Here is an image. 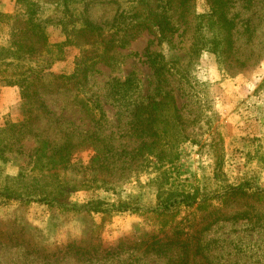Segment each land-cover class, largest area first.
<instances>
[{
	"label": "rangeland",
	"instance_id": "rangeland-1",
	"mask_svg": "<svg viewBox=\"0 0 264 264\" xmlns=\"http://www.w3.org/2000/svg\"><path fill=\"white\" fill-rule=\"evenodd\" d=\"M137 3L144 0H0V47L12 52L28 10L37 12L50 44L71 28L88 29L69 35L64 49L48 43L64 59L62 70L52 69L51 53L37 59L40 47L29 35L18 43L36 45L33 55L28 48L21 58L0 55L10 63L0 89L21 85L18 102L4 107L0 99V192L12 194L0 195V264H264V1L257 37L238 34L236 55L255 51L246 63L206 50L195 25L209 12L208 0H190L167 38L136 32L114 59L94 67L91 111L75 89L56 93L52 75L76 71L81 49L74 42L94 50L90 34L97 27L107 38L116 33ZM178 24L185 31L177 39ZM155 61L169 70L158 76ZM36 72L47 76L44 82L27 77ZM23 91L36 96L24 103ZM163 92L179 107L185 137L141 154L148 128L134 119L135 107ZM64 115L80 118V126ZM83 123L96 132L92 144L80 141ZM76 136L81 143L68 160L48 158ZM113 203L131 209L89 210Z\"/></svg>",
	"mask_w": 264,
	"mask_h": 264
},
{
	"label": "trees",
	"instance_id": "trees-1",
	"mask_svg": "<svg viewBox=\"0 0 264 264\" xmlns=\"http://www.w3.org/2000/svg\"><path fill=\"white\" fill-rule=\"evenodd\" d=\"M189 1L190 0H144L143 4L139 5L137 3L132 8L133 12H131L129 16L130 22H125L122 27H120V25H115L116 28L119 27V30H117L116 33L110 34L108 38L103 36L104 32L100 27L96 28L95 33H89L91 38L94 37L95 39L94 44H98V47H95L94 50L85 49L84 47H86V44L81 45L80 43L74 42V44L81 49V54L76 62V71L73 75H52L51 80L55 81V84L57 85L56 93H58L60 88H63L65 91H72L75 89L78 96L81 94V96H84V99L81 100L84 111H91L94 105L92 96L94 93L92 90L90 91L88 84L91 77L94 75V67L100 63V61L107 58L108 55L111 57L110 59H114V57H116L115 53L121 48L122 43H124L127 38L133 37L136 32L141 34L143 31H147L149 34L155 35L156 38L158 36L167 38L169 34L176 31L172 21L173 17L177 16L178 20L180 19L182 21L189 13V7H191V3L189 6ZM262 1L264 0H208L209 12L201 17L196 16L197 19L195 25L196 30L198 31V29H200V33L206 40V50L217 54L219 58H222L225 53H227V55H232L233 53L236 57V62L246 63L247 61H250L252 59L251 57L255 54V51L250 52V54L239 53L236 55V52L238 53V51H240L238 41L242 33H247L248 35L245 39L249 38L252 41L257 37V30L262 25L261 19L263 17L258 10V5ZM36 13V11H27L23 22L25 24L24 29H22L23 27L19 29V31L23 30V32L21 33V36L18 37V41L24 36H32L35 38L34 44H37L40 47V52L38 51V47L34 44H28L25 42L18 43L17 41V43L13 42V47L16 48L15 52L14 50L12 52L10 46H2L0 47V55L9 51L14 54L16 53V55H18L17 57L21 58L23 57L21 51H25L23 49L28 48V50H26L28 52L26 53H30L29 55L31 56L38 51V54H36L37 59L41 58L44 61H46L43 57L44 53H51L53 58L50 60V64H53L57 60L63 58L55 57L54 52L48 51V43L49 46L64 49L68 45H71L69 35L74 33L80 35L82 32L88 31L86 27H83L82 29L71 28L70 34H65L66 36L63 41L50 44L48 41V34L45 32L44 28L41 27ZM122 14L123 13L119 14L116 19ZM204 18H206L207 21L206 25L202 23ZM70 23L71 22H66V24ZM84 23L87 24L88 21L85 20ZM177 29L181 30L177 36L178 39L185 30H182L181 25H179ZM201 29H203V31ZM101 45L103 48L100 49L99 46ZM111 51L113 52L111 53ZM62 54H64V51ZM125 56L127 55L125 54ZM0 59L5 58L0 57ZM153 63L154 73L158 76L164 75L169 70L164 63L160 64L156 61ZM8 65H10V63L0 62V67H5L0 70L1 77H5L6 74L8 75ZM46 68L45 65L41 66V69L43 70ZM27 77L29 79L38 78L42 82L47 78V76L38 72H36V74H28ZM6 85H17L21 87L19 81L15 83L6 82ZM33 92L34 91L27 92V95H25L24 91L22 92L24 103L32 99L31 97L36 96ZM162 94L163 97L160 100H152L148 104H140L135 107V114H133L134 119L140 121L148 128V130H145V133L148 134L149 138L145 139L143 144L139 147L141 154L153 153L155 151L160 153V148L172 147L175 142L177 143L185 137L184 132L178 130V124L181 120L177 114V112H179V107L177 106L176 101H174L173 96L170 95L169 92H163ZM26 98L27 100H25ZM64 120L68 124L74 123L75 126H80L78 124L80 118L73 120L64 115ZM28 123L34 124V121L29 120ZM82 126L87 125L83 123ZM81 136L82 138H80V141L83 143L90 142L92 144L94 142L93 139L96 138V132L92 130L91 124L82 131ZM76 139H78L77 136L75 138L69 137L66 141L68 144L60 148L57 155L49 152L48 158L53 159V161L55 159V162L59 163L68 160V158L71 157L73 150L80 146L81 142ZM39 149L40 147L38 150ZM165 151H167V149H165ZM247 184L248 180L245 181L244 185ZM244 185L241 183L238 187L242 188ZM0 195L8 199L12 197V194L9 192L2 191L0 192ZM130 209L131 206L125 204L122 206H116L115 203L111 205V208H89L90 211L93 210L95 212H120ZM0 242L5 243L2 239Z\"/></svg>",
	"mask_w": 264,
	"mask_h": 264
},
{
	"label": "crops",
	"instance_id": "crops-1",
	"mask_svg": "<svg viewBox=\"0 0 264 264\" xmlns=\"http://www.w3.org/2000/svg\"><path fill=\"white\" fill-rule=\"evenodd\" d=\"M63 40L64 38L58 42H61ZM60 65L62 67H60ZM63 65L64 59L57 60L53 63L52 69L62 70L64 68ZM0 99L3 101L4 107L15 104L16 102H18L19 99H21V93L19 91V88L15 86H3L0 89Z\"/></svg>",
	"mask_w": 264,
	"mask_h": 264
}]
</instances>
